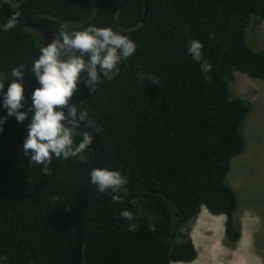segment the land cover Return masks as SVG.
I'll list each match as a JSON object with an SVG mask.
<instances>
[{"label":"trees","instance_id":"trees-1","mask_svg":"<svg viewBox=\"0 0 264 264\" xmlns=\"http://www.w3.org/2000/svg\"><path fill=\"white\" fill-rule=\"evenodd\" d=\"M147 6L140 21L143 0H21L18 18L40 21L56 35L63 22L81 29L92 24L112 27L138 45L120 63L119 76L91 93L81 81L72 98L92 109L89 117L99 130L83 123L101 140L103 167L129 177L123 203L95 185L89 191L82 212V264L191 262L196 251L182 229L200 207L223 216L226 246L233 248L240 238L236 198L224 177L230 158L243 148L240 127L250 106L229 94L226 79L239 72L264 82V51L251 49L243 38L249 25L264 22V0H147ZM10 10L17 11L15 0ZM6 21L0 10V26ZM212 32L215 39L209 38ZM190 38L204 45L212 83L187 52ZM39 46L30 30L0 27V74L9 77L5 91L11 69ZM140 72L156 75L159 85L141 82ZM27 81L29 105L39 86L31 69ZM26 134L15 117L0 131V256H7L0 264H71V209L91 167V148L88 163L53 157L52 175L46 176L23 155ZM81 139L77 133V142ZM133 198L139 203H130ZM124 209L137 216L135 232L119 217ZM149 214L155 216V231L148 227Z\"/></svg>","mask_w":264,"mask_h":264},{"label":"clouds","instance_id":"clouds-1","mask_svg":"<svg viewBox=\"0 0 264 264\" xmlns=\"http://www.w3.org/2000/svg\"><path fill=\"white\" fill-rule=\"evenodd\" d=\"M4 4L10 0H3ZM21 0H15L16 12L9 15L2 30L11 31L17 26ZM209 38L215 39L214 32ZM138 45L128 35L114 31L112 27H98L88 25L78 28L67 22L60 24L58 35L42 47L39 56L31 64V72L38 81L39 86L31 92V104L26 108L23 81L28 65L23 64L11 69V80L0 74V98L2 107L6 109V116L0 117V131L10 117H15L18 123H23L31 113L27 125V134L23 140V155L31 166H42L43 175L51 176L53 157L67 160L75 158L79 163H88L86 154L93 144L94 137L89 132H83L82 139L77 142L76 136L81 122H87L96 127L90 120V107H79L72 102L73 96L79 91L78 84L83 81L89 93L95 92L105 81H111L120 75V63L135 54ZM204 45L197 39L187 41V52L194 62H198L204 79L212 83L207 73L212 71V64L205 59L202 52ZM138 79L141 82H151L159 85L154 74L140 72ZM81 103L83 101L81 100ZM25 109V110H22ZM129 177L121 171L109 167H93L89 173L88 182L95 185L99 193L109 194L114 203H123L127 195ZM59 197H53V203ZM130 203H139L133 198ZM119 217L127 219L130 223L128 229L135 232L138 225L137 216L124 209ZM148 227L156 230L152 221L155 216L147 217ZM7 256H0V261H6Z\"/></svg>","mask_w":264,"mask_h":264},{"label":"rangeland","instance_id":"rangeland-1","mask_svg":"<svg viewBox=\"0 0 264 264\" xmlns=\"http://www.w3.org/2000/svg\"><path fill=\"white\" fill-rule=\"evenodd\" d=\"M244 42L256 51H264V22L249 25L243 34ZM231 96L249 103L250 109L240 127L244 144L229 160L225 182L236 198L235 218L240 223V238L233 248L224 244L223 227L218 243L213 246L215 228L221 227L222 217L197 214L183 229L196 251L190 263L178 264H264V82L232 72L226 79ZM215 249L226 260H213ZM215 261V262H213Z\"/></svg>","mask_w":264,"mask_h":264},{"label":"water","instance_id":"water-1","mask_svg":"<svg viewBox=\"0 0 264 264\" xmlns=\"http://www.w3.org/2000/svg\"><path fill=\"white\" fill-rule=\"evenodd\" d=\"M14 0H10V3L4 4L3 0L0 1V10L2 12L3 17L7 20L8 16L12 14L10 10V4ZM148 11L147 6V0H143V11L141 20L143 21L144 17L146 16ZM18 26L23 27L27 30H30L37 34L40 38V46L39 49L33 53L31 56H29L23 64L28 65V69H26V75L25 79L23 81L24 86V95L26 98V105L25 108L28 106L29 101V85L27 81V74L29 70L31 69L30 66L33 63V61L38 58L39 51L42 47L46 46L47 43H49L53 36L56 35L47 25L44 23L37 21L33 18H18ZM22 64V65H23ZM25 110V109H22ZM30 122L29 118L26 119L23 123H20L21 127L27 131V125ZM83 132H89L91 135H93L94 140L93 144L90 146L91 148V155H92V163L91 167L88 170L87 174L85 175L83 181L81 182L71 209V215H70V223H71V231L73 235V247L71 249V264H82L81 262V246L83 241V232H82V212L83 208L87 199V196L89 194V191L91 190L92 186L89 182V173L93 167H103V161H104V152H103V146L101 143L100 138L98 135L89 128L85 123L81 122L80 128L78 129V133L83 134Z\"/></svg>","mask_w":264,"mask_h":264},{"label":"crops","instance_id":"crops-1","mask_svg":"<svg viewBox=\"0 0 264 264\" xmlns=\"http://www.w3.org/2000/svg\"><path fill=\"white\" fill-rule=\"evenodd\" d=\"M207 210L204 208V207H200L199 209V212L198 214L201 216V217H206V214H207ZM213 217H222L221 215H211ZM222 222V220H221ZM217 230V231H216ZM220 232L222 233V223H221V227H216L215 229V238H214V241H212V245L215 246L219 241H218V236L220 235ZM219 233V234H218ZM239 241V240H238ZM210 256H212V259L213 260H219V259H223V260H226V257L224 255H222L221 251L218 250V249H215L213 252H211ZM193 261V260H192ZM191 261V262H192ZM215 262V261H213ZM178 263H182V262H172V263H169V264H178ZM190 263V262H188Z\"/></svg>","mask_w":264,"mask_h":264},{"label":"bare ground","instance_id":"bare-ground-1","mask_svg":"<svg viewBox=\"0 0 264 264\" xmlns=\"http://www.w3.org/2000/svg\"><path fill=\"white\" fill-rule=\"evenodd\" d=\"M222 223V222H221ZM219 228V227H218ZM216 229V228H215ZM217 231V230H216ZM221 233V232H220ZM219 234V233H218Z\"/></svg>","mask_w":264,"mask_h":264}]
</instances>
